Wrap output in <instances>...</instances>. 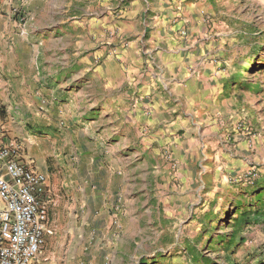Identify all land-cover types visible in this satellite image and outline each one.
<instances>
[{
  "label": "crops",
  "instance_id": "0c3cea01",
  "mask_svg": "<svg viewBox=\"0 0 264 264\" xmlns=\"http://www.w3.org/2000/svg\"><path fill=\"white\" fill-rule=\"evenodd\" d=\"M92 1L0 0V136L27 145L24 162L45 175L48 191L52 233L45 235L31 264L105 262L113 219L92 221L86 209L103 208L104 199L97 194L115 191V184L124 189L132 145L141 167L154 160L158 172L169 170L163 149L170 147L181 189L190 192L200 189V181L206 186L212 171L216 177L224 173L216 165L220 156L237 157L234 172L258 160L257 152L248 150L256 139L249 144L245 133L231 146L222 145L224 152L212 138L213 128L215 135L234 102L215 71L212 45L196 25L193 4L103 0L100 4L108 10L94 14L88 12L97 8V3L88 4ZM21 10L30 17L22 21ZM26 95L33 97L32 113L24 118L22 103L7 97ZM4 109L8 116L1 114ZM178 129L184 130L181 136L164 138L165 131ZM40 141L63 144L51 152L64 153L65 163L73 148L76 168L88 162L93 173L78 178L69 168L61 180L90 195L72 201L54 197L52 170L34 162ZM110 143L121 145L117 159L109 147L99 146ZM96 172L101 179L94 178ZM76 206L80 216L68 211ZM254 264H264V257Z\"/></svg>",
  "mask_w": 264,
  "mask_h": 264
},
{
  "label": "rangeland",
  "instance_id": "374dc122",
  "mask_svg": "<svg viewBox=\"0 0 264 264\" xmlns=\"http://www.w3.org/2000/svg\"><path fill=\"white\" fill-rule=\"evenodd\" d=\"M102 1L89 2L98 5L88 12L107 11L100 4ZM182 1L197 9L196 25L203 30V38L208 37L205 41L212 45L210 53L215 59V71L233 97L232 113L225 117L222 126L217 125V129L221 128L215 135V124L211 126L214 127L212 138L221 147L231 146L229 143H236L238 134L245 133L249 144L256 139V144L249 145L248 150L257 152L258 160L246 163L247 167L243 163V170L234 172L232 167L235 168L237 157L220 156L216 165L224 173L216 177L212 171L205 177L206 186L200 181V189L190 192L181 189L183 184L170 147L163 149L164 164L169 163V170L158 172L154 160L146 161V169L141 167L143 161L136 154L137 146L132 145L131 168L126 172L124 189L121 191L115 184V191L97 194L104 199L103 208L86 209L92 221L113 219L108 228L114 230L109 229L112 234L105 262L101 264H254L264 257V0ZM18 14L21 20L30 17L23 10ZM7 98L22 103L24 118L31 115L32 95ZM8 111L4 109L1 114L8 116ZM183 132V129L165 131L163 136L173 139ZM99 146L109 147L115 159L121 151L119 143ZM23 147L26 152L27 145ZM37 148L39 153L34 162L52 170L50 185L54 197L72 201L90 195L79 192L75 185L66 186L61 180L62 173L69 168L79 174L78 178L93 173L87 161L83 167L73 166L77 158L73 148L67 163L61 159L64 153L51 152L64 148L63 144L40 141ZM100 174L96 172L94 178L101 179ZM114 174V179L119 181L117 171ZM71 210L80 216L79 207L68 209ZM242 212L245 216L240 219ZM116 218L118 226L114 223ZM231 233L235 237L227 246L226 239Z\"/></svg>",
  "mask_w": 264,
  "mask_h": 264
},
{
  "label": "built area",
  "instance_id": "2783aa9c",
  "mask_svg": "<svg viewBox=\"0 0 264 264\" xmlns=\"http://www.w3.org/2000/svg\"><path fill=\"white\" fill-rule=\"evenodd\" d=\"M24 159L17 139L0 136V264H31L52 233L45 175Z\"/></svg>",
  "mask_w": 264,
  "mask_h": 264
},
{
  "label": "trees",
  "instance_id": "16d2710c",
  "mask_svg": "<svg viewBox=\"0 0 264 264\" xmlns=\"http://www.w3.org/2000/svg\"><path fill=\"white\" fill-rule=\"evenodd\" d=\"M261 189H262V187H260ZM260 192V191H259ZM257 214V213H256ZM259 216H262V214H258ZM244 216L245 215H243V212L241 213V215H240V219H243L244 218ZM234 237H235V235L233 234V233H231L230 234V236L226 239V244H227V246H229V244H231L232 242H233V240H234ZM241 239V237H239V240ZM240 242H242L241 240H240Z\"/></svg>",
  "mask_w": 264,
  "mask_h": 264
}]
</instances>
